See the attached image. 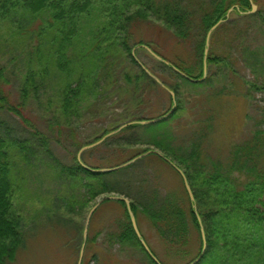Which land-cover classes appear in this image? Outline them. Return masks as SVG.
<instances>
[{
  "label": "trees",
  "instance_id": "obj_1",
  "mask_svg": "<svg viewBox=\"0 0 264 264\" xmlns=\"http://www.w3.org/2000/svg\"><path fill=\"white\" fill-rule=\"evenodd\" d=\"M252 2L258 6L255 12H250ZM220 20L223 22L210 37L204 77L207 35ZM153 23L160 28L157 45L136 37ZM161 31L172 38V56L161 47ZM6 35L23 46L21 55L27 63L20 70L18 101L7 88V66L0 63V112L15 113L31 131L26 136L16 134L0 118V264H15L29 247L30 237L43 231L66 233L63 243L78 255L84 228L70 215L82 213L106 195L131 201L141 234L142 220L149 223L160 248L144 233L142 238L160 264H190L199 257L195 264H264V129L234 144L222 160L209 153L217 115L214 107L201 105L204 118L192 124L188 140L181 138L172 124L181 120L187 109L181 81L199 88L196 92L203 87L216 89L221 80L236 72L237 60L260 80L248 82L264 90V0H0V40ZM219 42L228 50L217 51L215 44ZM137 47L150 54L152 50L164 60H159L163 74L141 61L164 86L140 65ZM174 67L198 80L186 78ZM49 77L50 86L46 82ZM168 89L175 92L174 97ZM226 89L227 85L207 95L221 97L229 92ZM45 94L53 96L50 127L58 129L57 135L40 130L24 113L31 98ZM164 94L170 97L173 112L155 123L141 124V120L154 119L153 113L158 111L153 96L161 99ZM118 96L135 107L125 110L122 120L133 123L106 142L143 127L149 137L137 141L144 146L142 151L126 161L157 150L183 171L186 180L158 153L145 158L172 166L180 178L177 186L163 188L156 170L136 174L137 161L112 172L91 170L126 162L118 156L96 165L84 152L80 162L82 147L121 125H111L91 142L75 139L68 149L69 159L59 155L52 142L63 143L64 133L73 137V124L83 116L84 108ZM123 143L126 148L119 151L126 157L123 151L134 143ZM31 179L40 182L35 189L29 185ZM104 202L123 208L106 233L111 246L137 248L149 264H159L137 235L126 202ZM30 203L35 210L27 217L23 208ZM96 241V235L89 237L85 252L100 264Z\"/></svg>",
  "mask_w": 264,
  "mask_h": 264
},
{
  "label": "rangeland",
  "instance_id": "obj_2",
  "mask_svg": "<svg viewBox=\"0 0 264 264\" xmlns=\"http://www.w3.org/2000/svg\"><path fill=\"white\" fill-rule=\"evenodd\" d=\"M244 23L246 22L244 21ZM244 26L245 25H243V27ZM159 29L158 24L153 23L145 27L144 30L137 32L136 37L145 42L157 45V43L159 44L160 38L158 37V33L160 32ZM161 33L162 41H164L161 47L167 54L172 56V52L175 49L172 38L167 33L162 31ZM254 33L255 32L252 34ZM259 35L260 34L256 36L261 38ZM6 37V39L0 40V63L7 66L9 78L7 88L12 93L13 99L18 101L21 84L20 70L27 61L25 56L21 55L23 46L11 40L9 35H6ZM256 42L257 41H255L254 45ZM260 42L263 43L261 40ZM215 48L217 51H220V53L228 50L227 45L223 42H219L217 45L215 44ZM135 50L138 52L136 53L138 59L147 67H152L161 74L164 73L159 59L154 54L147 53L139 49V47ZM234 68L236 72L230 74V79L221 80L217 85V87L219 86L218 88L227 85L226 90L229 92L223 93L224 95L217 98L211 99L207 94H212L218 88L208 89V87H203L200 88V92H196V89L199 88L193 87L188 82L181 81L184 86V88H182L183 97L187 99V109L182 115L181 120L172 122L174 131L178 133L181 138L188 140L191 133L190 127L193 126L192 124L204 118L201 112V105H204L205 108L206 106L214 107L217 115L215 119L213 142L209 148V153L222 160L227 159L234 144L244 142L251 138L255 130L264 129V90H258L248 82V80H257L258 82H260V80L256 79L255 74L251 72L241 60L235 61ZM46 82H48L47 85L52 83L50 77L46 79ZM167 91L169 92V90ZM161 96V99L157 98L159 96H153L152 103H156L155 105L158 109L157 112L153 113L154 118L173 107L168 95L164 94ZM52 97L51 94H45L40 97L31 98L26 103L24 113L30 122L35 124L40 130H44L50 135H57L58 129L55 127V130H53L50 127V122H53L54 115L52 112L53 108L50 106V100L53 101ZM125 101L126 99L122 96H118L116 99L108 97L103 99L102 102L88 106V109L87 107L84 108L85 111L83 116L77 123L73 124L75 127L73 137L69 133H64L61 138L63 143H57L54 140L52 143L55 150L60 156L69 159L70 155L68 149L72 147L71 142L75 139L91 142L94 141L96 136L102 135L105 129H111V125H115L116 127L124 124L126 121L122 120H124L123 116L127 113L125 110H132L135 108L128 103L126 104ZM202 102H204V104H202ZM0 118L8 122L9 125L13 127L16 134L23 136L29 135L31 129L15 113L8 111L0 112ZM178 127H181L180 131H178ZM148 137L149 134L146 130L140 127L134 131H126L121 135L119 134L111 138L108 142H106L108 139L105 138L101 143L83 151V153L86 152V159L90 163L96 165L108 163L110 157L115 156H118L119 159H124L122 161L124 162L142 151L144 146L138 144L137 141H142L144 138ZM125 141H130L131 144H134L126 151H123L126 157H121L119 150L120 148H126L124 145L125 143H123ZM144 158L145 156L136 160L137 165L133 169L136 174H141L145 171L153 172L156 170L160 177V185L163 188L175 187L179 184L180 178L176 171L172 170L174 167L172 164L173 167L165 163L166 166L151 157L149 159ZM108 165L110 166V164ZM39 183V181L31 179L29 185L31 189H35L39 186ZM98 200L99 199L91 203L82 213L70 215L74 220L83 223L84 230L88 213ZM36 206L39 207V204H34V207ZM23 210V213L27 217H30L35 209H33L30 203L25 205ZM122 212L123 208L119 205L110 202L102 203L91 217L87 231V239L94 235L97 236L95 251L102 256L100 264H149L146 255L139 249L130 247L123 248L119 245L111 246V243L106 237V233L111 230L115 224L116 218L121 215ZM141 228L142 234L144 233L151 240L152 244L159 249L160 245L149 223L142 220ZM30 238L29 247L20 253L21 256H19L15 264H78L81 250L77 255L74 249L67 247L65 243H63L66 239V233L64 235V233L60 231H43L37 237L35 235ZM86 261H88L87 264H99L96 260L88 256L84 250L82 264H85Z\"/></svg>",
  "mask_w": 264,
  "mask_h": 264
},
{
  "label": "water",
  "instance_id": "obj_3",
  "mask_svg": "<svg viewBox=\"0 0 264 264\" xmlns=\"http://www.w3.org/2000/svg\"><path fill=\"white\" fill-rule=\"evenodd\" d=\"M235 6L231 7L228 12H227V16H229V14L234 10ZM257 10V4H255L254 2H252V10L250 12H255ZM223 22V20H220L218 23H216L211 29L210 31L208 32V35H207V40H206V49H205V65H204V69H205V74H204V77L206 76L207 74V60H206V56H207V53H208V50H209V44H210V37H211V34L212 32L215 30V28L221 23ZM150 50V49H149ZM150 52L152 54H154L159 60H163L159 55L155 54L152 50H150ZM164 61V60H163ZM166 63H168L167 61H165ZM140 65L146 70V72L151 75L153 78H155L161 85L164 86V84L159 80V78L157 76H155L154 74L151 73V71L141 62L139 61ZM175 70L179 71L183 76H185L186 78L192 80V81H197L198 79H194V78H191L189 76H187L185 73L181 72L179 69H177L176 67H174ZM203 77V78H204ZM169 92L171 93V95L174 97L175 96V92L173 90H170L168 89ZM174 108L172 110H170L169 112H167L166 114L160 116V117H157V118H154V119H147V120H141L139 121L141 124H150V123H155L157 121H160L164 118H166L169 114H171L173 112ZM133 122H127L123 125H121L118 129H115L111 132H109L108 134H106L103 138L99 139L98 141H95L91 144H88V145H85L84 147L81 148V150L79 151V154H78V158L80 160V162H82L81 160V155L83 153V151L91 148V147H94L96 145H98L99 143H101L105 138H107L108 136L114 134V133H117L118 131L122 130L124 127L128 126L129 124H131ZM150 153H158L159 155L163 156L159 151L157 150H148L147 152L143 153V154H140L138 156H136L135 158H132L122 164H119L117 166H114V167H104V168H98V169H91L95 172H103V173H106V172H112V171H116V170H119V169H122L132 163H134L137 159L139 158H142L144 157L145 155H148ZM166 160H168V162H170L181 174L182 176L185 178L186 180V177L183 173V171L177 167V165H175L173 162H171L168 158H166L165 156H163ZM84 166L87 168L88 166H86L84 164ZM89 168V167H88ZM186 188L188 190V193L191 197V199H194V196H193V192L191 190V187L190 185L186 182ZM105 200H123L126 202V205L128 207V210H129V214H130V217H131V220H132V223H133V226H134V229L137 233V235L140 237L141 239V242L143 243L144 247L146 248V250L148 251V253L151 255V257L157 262L159 263L158 259L153 255V253L151 252L149 246L147 245L146 241L142 238V234L139 230V227H138V224H137V220H136V216L134 214V212L132 211L131 209V201L126 198V197H123V196H120V195H106V196H103L102 198H100L93 206L92 208L90 209L89 213H88V216H87V220H86V225H85V230H84V242H83V245H82V248H81V252H80V258H79V261H78V264H82L83 262V254H84V250H85V245H86V241H87V231H88V227H89V224H90V220H91V217L92 215L94 214V212L97 210V208L105 201ZM200 258V257H199ZM199 258H197L195 261H193L192 263L190 264H195ZM160 264V263H159Z\"/></svg>",
  "mask_w": 264,
  "mask_h": 264
}]
</instances>
